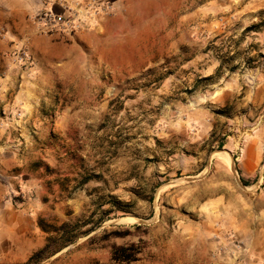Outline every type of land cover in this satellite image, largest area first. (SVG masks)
Segmentation results:
<instances>
[{
	"label": "rangeland",
	"instance_id": "374dc122",
	"mask_svg": "<svg viewBox=\"0 0 264 264\" xmlns=\"http://www.w3.org/2000/svg\"><path fill=\"white\" fill-rule=\"evenodd\" d=\"M144 15L109 25L111 37L131 38L108 58L74 52L71 66L43 78L33 120L0 134V200L33 213L35 251L54 226L87 224L41 264H117L112 247L131 244L143 248L131 264L217 259L211 238L197 237L219 209L202 195L221 162L239 164L248 146L264 152V0H160ZM181 21L194 44L174 54L166 25ZM95 25L52 34L90 37Z\"/></svg>",
	"mask_w": 264,
	"mask_h": 264
},
{
	"label": "crops",
	"instance_id": "0c3cea01",
	"mask_svg": "<svg viewBox=\"0 0 264 264\" xmlns=\"http://www.w3.org/2000/svg\"><path fill=\"white\" fill-rule=\"evenodd\" d=\"M84 0H60L68 5ZM107 1L112 4V13L100 17L90 37H60L47 34L38 16L52 5L50 0H0V109H4V116L0 115V134H4V126H13L17 122H31L37 105L34 93L42 89L43 78L50 77L55 72H62L71 66L73 53L85 47L96 59H105L111 55L126 39L131 37H111L110 24H120L132 19H145L144 12L147 5H153L160 0H95ZM169 3L170 0H167ZM166 9H170L167 4ZM58 10V8H56ZM183 21L177 23L173 29L168 27L164 40L169 43V52L177 54L194 44L192 37H184L187 30ZM140 24V23H139ZM181 29V37H176ZM117 42V43H116ZM27 44L37 58L34 72L37 78L31 82L29 77L20 79V72L14 68L9 52L14 44ZM194 58H187L186 66H190ZM154 63L153 61L149 64ZM145 66V65H144ZM220 66V67H219ZM185 67V66H183ZM217 66H214L216 68ZM219 69L221 64L218 65ZM188 68V67H186ZM145 69V68H143ZM18 110H23L25 117L18 119ZM6 127V128H7ZM264 152L255 146H248L239 164L221 162V178L217 185H210V189L202 195L203 201H215L219 207L216 213L211 210L207 220L199 227V235L211 238L210 249L215 251V224L220 221L224 229L235 231L251 255L264 261ZM257 181L244 186L241 178ZM0 198H3L2 196ZM33 213L25 208L15 206L12 202L0 200V264L7 254L16 251L33 253L42 244H35V235L39 233ZM197 237L194 240H197ZM191 250L195 246L190 241ZM191 258V259H190ZM187 264L193 263L190 253ZM212 258V257H211ZM18 263L10 261L6 264ZM205 264H231L230 260L214 259Z\"/></svg>",
	"mask_w": 264,
	"mask_h": 264
},
{
	"label": "built area",
	"instance_id": "2783aa9c",
	"mask_svg": "<svg viewBox=\"0 0 264 264\" xmlns=\"http://www.w3.org/2000/svg\"><path fill=\"white\" fill-rule=\"evenodd\" d=\"M50 2H52L51 7L38 16V21L47 34L77 33L97 24L100 17L112 13V4L107 1L84 0L77 1L73 5L60 0H50ZM9 57L14 68L21 73V79L34 72L36 60L27 44H14ZM216 239L217 258L230 260L231 264H264V261L251 255L235 231L226 230L221 226Z\"/></svg>",
	"mask_w": 264,
	"mask_h": 264
},
{
	"label": "trees",
	"instance_id": "16d2710c",
	"mask_svg": "<svg viewBox=\"0 0 264 264\" xmlns=\"http://www.w3.org/2000/svg\"><path fill=\"white\" fill-rule=\"evenodd\" d=\"M245 186L251 185L257 181V178L247 179L241 178ZM87 226V224L71 225L64 223L60 226H54L50 231L56 235L49 236L46 244L39 250L33 252L27 262L14 263V264H41L46 261L56 250L62 249V247L68 246L77 242V232ZM143 254V248L137 244H131L127 246H113L111 249V260L117 264H131L139 262L141 255ZM6 264V263H1Z\"/></svg>",
	"mask_w": 264,
	"mask_h": 264
}]
</instances>
